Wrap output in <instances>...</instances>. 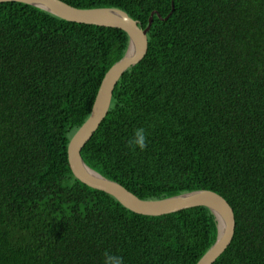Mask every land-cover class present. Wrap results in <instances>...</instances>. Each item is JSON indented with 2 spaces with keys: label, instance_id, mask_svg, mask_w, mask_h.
I'll return each mask as SVG.
<instances>
[{
  "label": "trees",
  "instance_id": "obj_1",
  "mask_svg": "<svg viewBox=\"0 0 264 264\" xmlns=\"http://www.w3.org/2000/svg\"><path fill=\"white\" fill-rule=\"evenodd\" d=\"M61 1L120 9L142 28L170 14L153 16L145 57L81 151L86 165L142 200L219 194L236 226L213 264H264V0ZM127 47L120 29L0 3V264H103L106 251L124 264H197L215 244L209 209L138 215L68 166ZM141 127L147 148L133 151Z\"/></svg>",
  "mask_w": 264,
  "mask_h": 264
},
{
  "label": "water",
  "instance_id": "obj_2",
  "mask_svg": "<svg viewBox=\"0 0 264 264\" xmlns=\"http://www.w3.org/2000/svg\"><path fill=\"white\" fill-rule=\"evenodd\" d=\"M6 2L33 6L68 22L120 29L127 34L128 47L124 56L106 72L89 117L68 143V166L73 176L82 184L112 196L123 207L138 215L162 216L194 207L209 209L218 224V236L215 244L197 264H213L230 245L235 232L233 210L222 196L210 190H198L162 200H142L122 185L92 170L81 157L83 147L108 113L118 81L129 68L137 65L145 57L148 47L147 33L152 25L153 16L157 15L159 19L167 20L170 14L162 18L159 13L152 12L147 26L142 28L126 12L116 8L79 9L61 0H0V3Z\"/></svg>",
  "mask_w": 264,
  "mask_h": 264
},
{
  "label": "clouds",
  "instance_id": "obj_3",
  "mask_svg": "<svg viewBox=\"0 0 264 264\" xmlns=\"http://www.w3.org/2000/svg\"><path fill=\"white\" fill-rule=\"evenodd\" d=\"M128 147L133 151L136 148H139L141 151L147 148V133L143 127L134 130L133 137L128 141ZM103 264H124V259L119 254L106 251L104 253Z\"/></svg>",
  "mask_w": 264,
  "mask_h": 264
},
{
  "label": "bare ground",
  "instance_id": "obj_4",
  "mask_svg": "<svg viewBox=\"0 0 264 264\" xmlns=\"http://www.w3.org/2000/svg\"><path fill=\"white\" fill-rule=\"evenodd\" d=\"M235 226H236V224H235Z\"/></svg>",
  "mask_w": 264,
  "mask_h": 264
}]
</instances>
